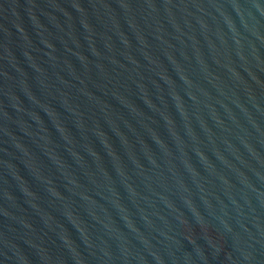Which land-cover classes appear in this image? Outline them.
Segmentation results:
<instances>
[{
    "label": "water",
    "instance_id": "water-1",
    "mask_svg": "<svg viewBox=\"0 0 264 264\" xmlns=\"http://www.w3.org/2000/svg\"><path fill=\"white\" fill-rule=\"evenodd\" d=\"M0 264H264V0H0Z\"/></svg>",
    "mask_w": 264,
    "mask_h": 264
}]
</instances>
